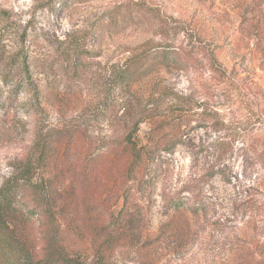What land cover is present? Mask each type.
Masks as SVG:
<instances>
[{
  "label": "rangeland",
  "instance_id": "rangeland-1",
  "mask_svg": "<svg viewBox=\"0 0 264 264\" xmlns=\"http://www.w3.org/2000/svg\"><path fill=\"white\" fill-rule=\"evenodd\" d=\"M73 31L79 33L69 45L77 41L66 57L59 42ZM79 40L86 54L74 52ZM23 48L36 60L37 115L25 108L27 95L6 81L10 58ZM161 50H177L178 61L149 57ZM18 63L16 57L12 67ZM119 68L130 76L127 99L161 117L158 139L183 143L148 172L155 190L146 218L159 240L113 264H264V0H0V186L35 122L43 134L73 127V141L43 164L40 179L68 187L67 239L93 264L95 251L79 225L107 217L103 199L113 184L107 186L106 148L122 131ZM176 94L183 98L172 105ZM176 121L184 125L178 136ZM152 126L141 125L139 143L151 140ZM219 138L227 143L226 176L207 179L196 194L185 191L197 183L194 190L201 189L197 175L212 164ZM245 152L257 161L244 173ZM177 194L205 208L175 209L164 196ZM0 264L11 262L0 256Z\"/></svg>",
  "mask_w": 264,
  "mask_h": 264
},
{
  "label": "trees",
  "instance_id": "trees-1",
  "mask_svg": "<svg viewBox=\"0 0 264 264\" xmlns=\"http://www.w3.org/2000/svg\"><path fill=\"white\" fill-rule=\"evenodd\" d=\"M78 33L73 31L59 42L66 57H70V46L77 40L69 44ZM74 52H78V55L87 53L81 40L75 46ZM144 56L146 54L141 57ZM179 56L177 50H161L149 57L167 65L178 61ZM16 57L19 58V63L14 69L12 66ZM35 62L34 56H30L23 48L10 58L5 75L7 83L15 88V91L27 95L24 104L26 110L37 115L41 106V90L35 79ZM114 77L123 92L119 118L122 131L116 146L106 148L107 151L109 149L107 155H112V160L106 163L107 171L111 174L107 186L113 184L110 193L103 199V212L107 217L104 221H88L87 218L79 225L82 239L87 238L95 251L96 260L93 264H113L117 258L133 259L130 257L157 243L159 238L149 234L150 221L146 218L153 203L155 190L148 172L158 165L156 163L162 155L174 154L177 146L183 143L182 140H159L161 133L165 131L162 122L160 123L161 117H158L156 112L153 113L154 108L136 106L124 95L130 77L125 68H119ZM182 98L177 95L172 105L175 101L180 104ZM148 121L153 123L150 130L151 140L142 144L136 137L141 125ZM183 127L181 121L174 123L173 128L177 136L183 132ZM33 128L32 139L24 152L10 162V175L0 186V256L11 264H87L81 246L72 244L67 239L68 230L71 228L64 222L63 213L73 207L69 202L68 187L60 188L50 178L40 179L43 164L51 162L52 155L63 148L65 143H71L76 131L71 126L62 125L43 134L37 122ZM226 146L227 143L222 138L215 142L212 164L197 175L202 178L201 189L194 190L199 185L197 183L190 184L185 191L196 194L211 179L226 176V166L221 164L226 157ZM241 157L245 173L248 165L257 160L249 152H245ZM235 177L238 178L237 175ZM198 179L196 178V181ZM75 185L76 183L73 184V189L76 188ZM252 189L253 186L249 184L245 191L250 193ZM178 194L176 197L164 196L175 209L187 207L198 214L199 210L205 208L198 198L185 202ZM121 200L122 207L116 212L110 211Z\"/></svg>",
  "mask_w": 264,
  "mask_h": 264
}]
</instances>
